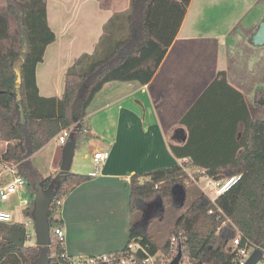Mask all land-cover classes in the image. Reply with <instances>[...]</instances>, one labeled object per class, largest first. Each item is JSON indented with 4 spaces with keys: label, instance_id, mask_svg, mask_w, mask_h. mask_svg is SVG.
<instances>
[{
    "label": "crops",
    "instance_id": "0c3cea01",
    "mask_svg": "<svg viewBox=\"0 0 264 264\" xmlns=\"http://www.w3.org/2000/svg\"><path fill=\"white\" fill-rule=\"evenodd\" d=\"M260 1L191 0L177 36L148 84L107 83L95 95L85 118L91 137L74 151L88 149L87 164L83 172L72 174L89 177L95 151L106 150L109 157L96 176L76 186L60 203L56 218L68 257H95L126 247L134 222L129 206L132 176H141L142 183L149 173L192 159L240 158L243 149L235 150L234 145L241 138L243 124L249 119L264 120V36L259 37L264 30V8L257 9ZM123 2L120 10L110 3L104 10L96 0H77L70 7L62 3L51 23L47 5L55 41L36 68L41 96L62 95L66 69L78 56L90 53L100 36L102 29L95 31L93 25L127 10L129 0ZM225 2L228 8L220 17ZM219 72H224L226 84L211 86ZM206 91L210 97L180 124ZM193 144L202 150L195 152ZM208 144L229 148L208 150ZM6 146L0 142V157ZM62 147L56 136L29 158L40 177L59 172ZM32 185L26 180L22 191L0 201V210L11 214L9 209L19 204L22 212L33 201ZM156 255L164 257L161 251Z\"/></svg>",
    "mask_w": 264,
    "mask_h": 264
},
{
    "label": "trees",
    "instance_id": "16d2710c",
    "mask_svg": "<svg viewBox=\"0 0 264 264\" xmlns=\"http://www.w3.org/2000/svg\"><path fill=\"white\" fill-rule=\"evenodd\" d=\"M190 1L129 0L127 10L113 13L107 20L93 52L81 54L66 69L59 98L41 96L36 84V68L43 62L47 47L55 41L47 21L46 0L0 3V142L7 144L0 161L18 164L19 174L25 180L39 179L43 190L51 187L55 191L47 215L49 264L69 262L68 257H62L64 243L53 234V229L60 227L53 218L60 207L57 203L89 177L70 172L61 176L56 172L42 178L29 158L64 129L70 130L75 149L90 138L85 123L87 109L105 84H148L177 36ZM115 32H122V37L115 38ZM217 84H226L224 72L217 74L211 86ZM208 94L206 91L200 96L180 124L188 121ZM213 102L223 103L221 99ZM20 110L25 118L23 124L19 123ZM207 147L214 151L229 148L221 144ZM234 148L243 149L240 158L192 159L181 166L149 173L148 180L142 183L138 180L141 176H132L129 206L134 222L129 241L139 240L141 245H148L150 254L161 251L165 258H170V238L183 232L187 237L185 254L193 264L227 262L231 258L228 244L237 231L264 249V121H246ZM186 167L200 169L214 180L233 175H241V180L217 197L214 205L189 181ZM190 187L195 189L193 193L188 190ZM186 199L191 200L187 206ZM157 205V214L150 217L149 209ZM168 207L179 215L168 226L166 236L157 240L150 234V226L163 217ZM217 208L224 216L218 217ZM33 210L32 201L22 212L33 221ZM209 210L216 212L209 215ZM138 213L143 215L140 220H136ZM28 239L25 224L0 223V264H31L39 251L26 246ZM126 248L127 245L109 255L119 256Z\"/></svg>",
    "mask_w": 264,
    "mask_h": 264
},
{
    "label": "built area",
    "instance_id": "2783aa9c",
    "mask_svg": "<svg viewBox=\"0 0 264 264\" xmlns=\"http://www.w3.org/2000/svg\"><path fill=\"white\" fill-rule=\"evenodd\" d=\"M69 129L62 130L57 136V141L60 145H64L67 141ZM109 152L106 150H98L92 154L94 163V171L89 174V177L97 175L99 167L108 159ZM182 164V163H181ZM181 164H179L181 166ZM18 164L0 162V201L6 202L9 197L16 191L25 187L26 180L19 174ZM184 171L191 183L196 186L199 191L215 205L217 197L229 192L241 180V175H233L228 178L214 180L210 178L204 171L200 169L184 168ZM194 173L197 176H194ZM60 205V203H57ZM216 211L209 210L208 214L212 215ZM218 217L224 216L222 211L217 208ZM12 216L8 212L0 210V223H12ZM53 234L61 243H64V233L60 227L53 229ZM187 237L183 232H178L170 238L171 257H158L149 252L148 245H141L139 240H131L127 244L126 251L119 256L105 254L99 257H81L72 259L68 257V264H170L172 259L181 253V258L178 264H193L185 254ZM228 250L231 258L224 264H246L250 256L255 250L261 252V258L256 264H264V249L253 244L248 239H245L242 234L237 231L234 239L229 242ZM205 264V263H201Z\"/></svg>",
    "mask_w": 264,
    "mask_h": 264
},
{
    "label": "rangeland",
    "instance_id": "374dc122",
    "mask_svg": "<svg viewBox=\"0 0 264 264\" xmlns=\"http://www.w3.org/2000/svg\"><path fill=\"white\" fill-rule=\"evenodd\" d=\"M2 1H1V3H2ZM76 1L77 0H46V6L48 5V9H49V21H50V23L53 20L54 12L57 9V6L60 7V4L63 3V4H65V6L70 7V5L74 4ZM96 1H98V3H102V5H104L103 6L104 10H107L105 8H108V6H106V5H109V3H110V5L114 6L115 10H120L124 6L123 0H96ZM127 3H128V1H127ZM227 5H228L227 2H225L222 5V9H221V12L219 14L220 17L224 16V14H225V12H226V10L228 8ZM260 8L261 9L264 8V0H261L259 2V5H258L257 9H260ZM237 9L241 11V7H237L236 6V11H237ZM257 12H259V10ZM249 18H250V15H248L245 20H248ZM105 23H103V24H101L100 22L95 23L93 25L94 30L95 31H97L99 29L103 30V26L105 25ZM102 30H101L100 36L97 38V40H96V42H95V44L93 46V49L90 51V53L93 52L96 44L98 43V41H99V39H100V37L102 35ZM121 37H122V32H119V33L115 32V38H121ZM191 145L192 144L190 143L188 145V147H191ZM192 147L194 148L195 152H197L199 149H201L199 144H193ZM88 151H89L88 149H85L84 147L83 148L81 147L76 152V154L73 155V158H72V161H71V164H70L69 172H71V173H76V172H80V171L83 172V169H84L85 165L87 164V161L85 162V160H84L85 158L84 157L88 153ZM42 172H43V174H47V172H45V169ZM30 182H31V185H32V183H34L33 178H32V180H30ZM25 187H26V185H25ZM22 189H24V187L19 189L17 192L22 191ZM188 190L191 193H193V191L195 189L190 187V188H188ZM33 192L34 191H33V187H32L31 188V194ZM20 194H21V202H23L25 195L22 194V192ZM190 201L191 200L186 199V205L185 206H187L190 203ZM7 204H11V203H9V201H8ZM21 206L22 205L18 204V205H14V208L9 209V211H11V214L13 213V215H11L12 216V220H13V222L25 224L26 229H27L28 234H29V239H28V242L26 243V246L36 248V249H38V251H40L41 248L39 249V247H37V245H36V236H35V232H34L33 221H32V219L26 217L21 212ZM158 209H159V206L157 205L156 211H158ZM56 213L57 212H55L53 214V218L54 219H57L56 218ZM148 214H151L150 210L148 211ZM176 215H177V213L175 211H173L172 208L168 207L166 209L165 214L163 215V217L161 219H158L157 221H154L151 224V226H150V234L152 236H154L157 240H162V237L166 236V234H167L168 226H170L175 221ZM142 216H143L142 213H138L136 220H140L142 218ZM149 216H151V215H149ZM226 222H230V221L227 220ZM102 255L104 256L105 254H102ZM102 255H99V256H102ZM99 256H95V257H99Z\"/></svg>",
    "mask_w": 264,
    "mask_h": 264
},
{
    "label": "water",
    "instance_id": "95a60500",
    "mask_svg": "<svg viewBox=\"0 0 264 264\" xmlns=\"http://www.w3.org/2000/svg\"><path fill=\"white\" fill-rule=\"evenodd\" d=\"M264 36V30L260 34V39L262 40ZM16 82H20L19 77ZM19 123H25V118L20 110ZM75 151V143L72 135H68L66 143L62 147L61 152V164L59 167V174L61 176L66 175L69 172L70 164ZM34 193H33V221H34V232L36 236V245L41 249L39 251L38 257L31 264H49L48 250H49V225H48V212L51 200L55 196V191L53 188H48L43 190L39 184V179H36L33 183ZM181 258V253L172 259L170 264H178ZM261 258V252L255 250L246 264H256Z\"/></svg>",
    "mask_w": 264,
    "mask_h": 264
},
{
    "label": "flooded vegetation",
    "instance_id": "af4514ba",
    "mask_svg": "<svg viewBox=\"0 0 264 264\" xmlns=\"http://www.w3.org/2000/svg\"><path fill=\"white\" fill-rule=\"evenodd\" d=\"M156 209H157V206H155V207H151V208L149 209V210L151 211V214H149V215H151L150 217H153L154 215L157 214Z\"/></svg>",
    "mask_w": 264,
    "mask_h": 264
}]
</instances>
